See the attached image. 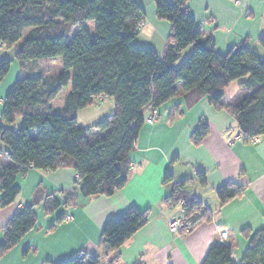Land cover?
Listing matches in <instances>:
<instances>
[{
	"label": "trees",
	"instance_id": "16d2710c",
	"mask_svg": "<svg viewBox=\"0 0 264 264\" xmlns=\"http://www.w3.org/2000/svg\"><path fill=\"white\" fill-rule=\"evenodd\" d=\"M188 1L155 0L157 17L171 25L164 51L158 55L135 43L145 24L144 9L135 0H0V44L7 49L19 45L16 58L23 68V75L4 98L0 140L7 150L0 155L1 207L16 200L20 194L16 178L31 167L46 172L73 168L82 196H112L131 174L130 153L146 124V113L176 97L179 85L193 101L207 97L215 109L229 111L245 143L264 136V58L247 44L218 53L213 36L204 34L187 11ZM91 22L93 35L83 25ZM77 26L80 29L71 38ZM259 43L264 48V35ZM190 47L192 52L182 60ZM57 57L63 62L57 74L25 70L27 62ZM11 64L10 59L0 61V81ZM237 80L240 93L229 98L226 89ZM69 84L72 89L62 111L53 112L50 103L63 96ZM103 96L113 99L115 110L95 123L91 137L80 126L77 113ZM208 133V124H200L192 134L193 143L200 144ZM173 181L168 173L165 182ZM194 182L206 186L207 173L198 171L195 179L174 183L166 199L183 208L181 233L211 219L202 202L184 190ZM243 194L244 187L234 183L217 190L221 206ZM77 199L76 193L67 195L63 203L49 196L44 201L45 212L51 214L62 204L74 206ZM38 205L37 201L27 205L11 218L0 255L36 226ZM67 218V214L59 216L49 230ZM148 219V210L131 207L104 225L101 254L83 251L57 264H101L103 256L110 258L109 264H116L119 248ZM243 233L250 241L239 263L233 260L232 248L220 240L201 264H264V229L254 235Z\"/></svg>",
	"mask_w": 264,
	"mask_h": 264
},
{
	"label": "crops",
	"instance_id": "0c3cea01",
	"mask_svg": "<svg viewBox=\"0 0 264 264\" xmlns=\"http://www.w3.org/2000/svg\"><path fill=\"white\" fill-rule=\"evenodd\" d=\"M135 1L145 12V24L135 43L161 55L171 25L157 17L155 0ZM187 11L204 34L213 36L218 53L247 44L264 58V48L259 43L264 35V0H189ZM78 31L79 26L72 28L71 38ZM18 47L7 49L0 44V61L12 60L7 75L0 81V125H4V98L23 75L22 64L16 58ZM34 62L25 63V70ZM239 83L240 80L231 92L227 93L226 89L229 98L240 93ZM179 89L176 97L155 111V122L144 125L130 153L128 181L112 196H82L73 168L46 172L31 167L18 175L15 184L20 188L19 196L9 206H0V244L11 218L36 201L39 202L35 208L37 224L14 248L0 255V264H57L83 251L101 254L99 243L104 225L131 207L148 210L149 219L119 248L116 264H201L212 245L220 240L232 248L233 260L239 263L250 241L243 232L254 235L264 229V136L256 142L245 143L238 139V127L229 111L215 109L207 97L193 101L182 92L181 85ZM55 101L50 103L52 111ZM64 104L58 110L62 111ZM96 120L101 121L103 117ZM202 123L208 124L209 133L196 145L192 134ZM6 150L0 140V155L4 156ZM198 171L207 173V185L203 187L194 182L184 190L202 202L211 219L201 220L190 231L172 232L170 222L184 219V211L181 205H171L166 199L174 183L195 179ZM168 173H172L173 182H165ZM227 183L243 186L244 194L221 206L217 190ZM73 193L78 196L76 205L62 204L53 213L46 214L44 201L49 196L63 203ZM63 214L71 218L50 231V226ZM222 231L228 233L226 239L221 238ZM103 258L105 264L110 263V258Z\"/></svg>",
	"mask_w": 264,
	"mask_h": 264
},
{
	"label": "rangeland",
	"instance_id": "374dc122",
	"mask_svg": "<svg viewBox=\"0 0 264 264\" xmlns=\"http://www.w3.org/2000/svg\"><path fill=\"white\" fill-rule=\"evenodd\" d=\"M92 24H93V22L85 24L84 26L89 31H92V27H93ZM79 29H80V27H79ZM91 33L93 35V31ZM192 50H193V47H190L189 49H187L184 52V56H183L182 60H184L192 52ZM35 64L38 65V68L36 67ZM26 69L28 71H30V70L31 71H39L38 72L39 74L51 76V75L57 74L63 70V62H62L61 57H57V58H55L53 60H49V61L40 60V61H35L31 65L27 66ZM30 73H32V72H30ZM234 82L235 83H233L234 84L233 87H231V88L228 87L227 93L233 91V89L238 85L239 80L234 81ZM71 89H72V85L69 84L68 87L66 88L63 96L56 99V101L54 103V110H53L54 112L61 111V110H58V108L61 107L65 103L68 94L71 92ZM113 104H114L113 99L107 98L105 101H103L99 104L93 103V104L89 105L88 107L81 109L78 113V116H79L78 121H79L80 126L88 129L89 130L88 133L91 137L94 136L95 135L94 132H96V129L94 128L95 123H97L96 119H98V117H103V119H106L107 117H109L108 113L110 110H112V107H113L112 113L114 111V105ZM179 232L181 233L182 229L179 230L177 233H179ZM226 238H223V239H226ZM105 263H106L105 258L102 257L101 264H105Z\"/></svg>",
	"mask_w": 264,
	"mask_h": 264
},
{
	"label": "built area",
	"instance_id": "2783aa9c",
	"mask_svg": "<svg viewBox=\"0 0 264 264\" xmlns=\"http://www.w3.org/2000/svg\"><path fill=\"white\" fill-rule=\"evenodd\" d=\"M144 24H142V26H143ZM106 100V98L103 96V97H101L98 101H97V103L99 104V103H101V102H103V101H105ZM154 113H155V111H151L150 113H149V115H147L146 116V122L147 123H149V124H152V123H154L155 122V120H156V118H155V116H154ZM238 139H241L240 137H238ZM256 141H258V138L257 139H255V141L254 142H256ZM71 217L69 216L68 217V219H70ZM184 220L183 219H177V220H173V221H171L170 222V226H169V228H170V230L172 231V232H178L179 230H181L182 229V227L184 226ZM228 236V233L226 232V231H222L221 232V238H226Z\"/></svg>",
	"mask_w": 264,
	"mask_h": 264
}]
</instances>
